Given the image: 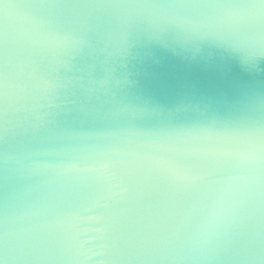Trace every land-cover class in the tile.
<instances>
[{
	"label": "water",
	"instance_id": "95a60500",
	"mask_svg": "<svg viewBox=\"0 0 264 264\" xmlns=\"http://www.w3.org/2000/svg\"><path fill=\"white\" fill-rule=\"evenodd\" d=\"M36 4L174 3L192 0H27ZM204 2V0H200ZM243 2V0H212ZM33 14L62 28L87 31L89 46L72 62L60 66L51 54L31 48L19 21L10 18L8 57L13 88L7 112V135L0 118V231L7 208L8 246L16 264H194L182 260L190 220L189 211L203 185L188 186L161 168L172 161L199 171L227 169V160L200 153L216 143L186 137L174 148L149 144L154 134L191 129L215 119L231 124L264 114V57L245 70L240 55L203 48L211 56L181 48L177 33H166L167 49L153 46L151 58L122 65L123 34L142 36L153 25L137 15L142 10L118 8H42ZM128 13H131V18ZM3 21L0 19V31ZM155 30V29H153ZM0 43V50H2ZM181 53L175 55L170 49ZM138 51H145L138 47ZM158 61V62H156ZM134 65V67H133ZM127 76V80L125 77ZM44 80L58 85L53 96ZM107 81V83H103ZM120 81V83H117ZM251 86L250 98L239 85ZM140 109H144L140 111ZM153 109H163V111ZM83 148L88 162H107L102 173L57 176L30 167L32 162L66 159L58 150ZM7 156V162H5ZM86 166V165H81ZM221 174H226L222 172ZM98 202L102 223L84 222L81 228L105 226L79 252L64 243L67 213ZM244 242L260 264L264 250V205L248 210ZM107 245V247H104ZM231 264V262H229Z\"/></svg>",
	"mask_w": 264,
	"mask_h": 264
},
{
	"label": "clouds",
	"instance_id": "9594fccd",
	"mask_svg": "<svg viewBox=\"0 0 264 264\" xmlns=\"http://www.w3.org/2000/svg\"><path fill=\"white\" fill-rule=\"evenodd\" d=\"M42 8H118L142 10L137 13L153 25L142 36L132 32L123 34L119 48L122 65L131 61L151 58L153 46L168 48L166 33H177L176 42L181 48L193 46L194 53L211 56L203 48H215L240 55L245 70L255 68L259 57H264V15L259 8L244 2H212V0H192L174 3H125L88 6H60L55 4L13 5L0 3V12L5 20V41L8 44L10 18L20 22L28 45L36 52L51 54L58 59L61 67L71 68L73 60L89 46L87 31L75 27L62 28L52 20L33 14L32 9ZM131 18V13H128ZM142 47L145 51H138ZM173 54L180 55L170 49ZM158 62V61H156ZM3 66V91L5 108L8 112L10 90L13 81L9 69L8 49ZM134 67V65H133ZM127 80V76L125 77ZM103 83H107L104 81ZM120 83V81H117ZM43 86L51 95L56 94L55 81L44 80ZM239 87L251 98V86ZM144 109H140L143 111ZM154 111L163 109H153ZM221 134L231 137L229 148L233 153L227 169L201 171V179L195 185H203L189 217L190 220L184 243L186 253L182 260L194 264H251L255 257L244 242V222L248 210L264 205V119L262 116H247L231 123L227 129L217 125L215 119L191 129H171L154 134L149 141L157 149L174 148L186 137L212 139ZM83 148H63L58 150L66 159L61 161L32 162L30 167L50 170L57 176L67 175L70 167L87 158ZM249 155L251 158H249ZM7 162V156H5ZM226 172V174H221ZM64 226V243L69 250L79 252L84 248L81 239L82 219L75 212L67 213L57 221Z\"/></svg>",
	"mask_w": 264,
	"mask_h": 264
},
{
	"label": "snow or ice",
	"instance_id": "6c2138e0",
	"mask_svg": "<svg viewBox=\"0 0 264 264\" xmlns=\"http://www.w3.org/2000/svg\"><path fill=\"white\" fill-rule=\"evenodd\" d=\"M10 3L13 5H33L36 3L27 2V0H0V3ZM244 3L252 6L254 9L259 8L262 15H264V0H243ZM55 5L60 6H88V5H104V4H90V3H55ZM0 19L3 21L2 31H0V43H2L3 47L0 50V118L4 121L3 126V134L6 137L7 135V111L5 108V100H4V91H3V66H4V58L6 55V41H5V20L3 13L0 12ZM264 107V105H262ZM262 119H264V114H262ZM231 124H223L219 125V127L227 129L230 127ZM216 143L214 146L210 148H206L202 150L200 153L203 157L215 160H228L231 159L233 156L232 151L229 148V143L231 137L221 134L219 137H213ZM249 158L250 155H249ZM161 168L165 171L170 173L173 177L184 183L188 186L195 185L200 179V172L197 169L181 166L175 164L172 161H157L156 162ZM86 166H81V165ZM111 165L107 162H99L94 161L89 163L88 158H84L77 163L73 164L67 175H81V174H89V173H102V171H107L110 169ZM101 207L98 202L87 204L83 207V212L85 213H94L92 215H82L80 211L75 212L76 218L82 219L84 222H95V223H102L105 220V216L103 212L96 211L97 208ZM2 225L3 230L0 231V264H16V261L19 259L16 255L12 254L9 250L8 246V239H9V232L7 231V208L3 210V217H2ZM107 228L105 226L94 227V228H86L83 230L82 235L88 236L90 232H97V233H105ZM96 237L92 236L88 239H84V247L89 245ZM104 247H107L105 245ZM260 264H264V250H262V254L260 257Z\"/></svg>",
	"mask_w": 264,
	"mask_h": 264
}]
</instances>
